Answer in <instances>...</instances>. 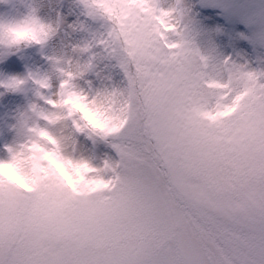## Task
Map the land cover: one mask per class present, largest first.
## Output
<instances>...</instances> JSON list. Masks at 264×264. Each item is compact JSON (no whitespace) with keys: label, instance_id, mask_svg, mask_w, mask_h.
Wrapping results in <instances>:
<instances>
[{"label":"clouds","instance_id":"1","mask_svg":"<svg viewBox=\"0 0 264 264\" xmlns=\"http://www.w3.org/2000/svg\"><path fill=\"white\" fill-rule=\"evenodd\" d=\"M60 3L0 0V59L42 61L0 77L27 98L0 264H264V65L209 51L187 0ZM235 12L264 36V0Z\"/></svg>","mask_w":264,"mask_h":264},{"label":"trees","instance_id":"2","mask_svg":"<svg viewBox=\"0 0 264 264\" xmlns=\"http://www.w3.org/2000/svg\"><path fill=\"white\" fill-rule=\"evenodd\" d=\"M18 0H12L13 4ZM20 3H24L25 0H19ZM63 1V0H62ZM196 4L197 0H192ZM16 9H5L0 7V15L14 12ZM60 14L63 10H66L68 25H71L77 21L78 13L72 6L71 0H68L66 6L60 3ZM213 17L209 19H197L194 22L197 35L201 42L208 48L209 51L219 54L225 57H232L237 60H241L245 63L256 67L258 65H264V61L259 64L255 56L254 45L251 41L241 43L237 47H232L226 38H220L219 31L223 28L224 17L219 9L212 12ZM197 16V15H196ZM240 32H243V27L239 28ZM70 34L67 38L70 39ZM2 55V54H0ZM264 56V55H263ZM42 63L40 57L34 52L30 51L20 56H12L10 59H0V77L13 76L23 74L25 70L30 66L39 65ZM27 98L21 95H6L0 97V152H2L11 140V115L12 108L16 107L20 110L26 103Z\"/></svg>","mask_w":264,"mask_h":264},{"label":"rangeland","instance_id":"3","mask_svg":"<svg viewBox=\"0 0 264 264\" xmlns=\"http://www.w3.org/2000/svg\"><path fill=\"white\" fill-rule=\"evenodd\" d=\"M17 2L20 3L19 0ZM241 2H243V0H197L196 4H194L192 0H187L188 12L191 15L192 21L199 18H212V12L216 11V9L221 10L222 16L225 20L223 22V28L219 31L220 38H226L232 47H237L241 45V43L251 41L255 47L254 51L257 61L261 64L264 61V36H257L254 38L249 32L248 26L237 18L235 7ZM62 3L66 6L68 4V0H63ZM61 15L68 24L67 18L70 17V15H67L66 10H63ZM240 27H243V32L239 31ZM100 71L101 74H103L107 72L108 69L102 68ZM18 111L19 110L16 107L12 108L11 122Z\"/></svg>","mask_w":264,"mask_h":264},{"label":"snow or ice","instance_id":"4","mask_svg":"<svg viewBox=\"0 0 264 264\" xmlns=\"http://www.w3.org/2000/svg\"><path fill=\"white\" fill-rule=\"evenodd\" d=\"M213 262V257L211 254H209L207 257L204 258L203 264H212Z\"/></svg>","mask_w":264,"mask_h":264}]
</instances>
